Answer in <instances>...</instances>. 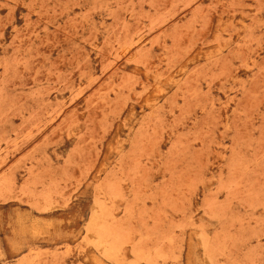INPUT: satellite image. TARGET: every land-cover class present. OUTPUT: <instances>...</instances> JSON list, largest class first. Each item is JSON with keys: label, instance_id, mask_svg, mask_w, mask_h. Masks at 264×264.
I'll return each instance as SVG.
<instances>
[{"label": "rangeland", "instance_id": "obj_1", "mask_svg": "<svg viewBox=\"0 0 264 264\" xmlns=\"http://www.w3.org/2000/svg\"><path fill=\"white\" fill-rule=\"evenodd\" d=\"M0 264H264V0H0Z\"/></svg>", "mask_w": 264, "mask_h": 264}]
</instances>
